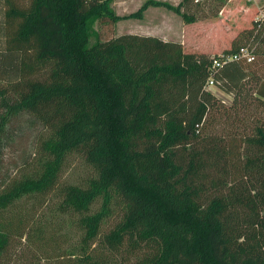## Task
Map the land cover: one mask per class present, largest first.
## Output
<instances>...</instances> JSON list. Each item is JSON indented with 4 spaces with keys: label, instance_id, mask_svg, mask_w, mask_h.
Here are the masks:
<instances>
[{
    "label": "trees",
    "instance_id": "16d2710c",
    "mask_svg": "<svg viewBox=\"0 0 264 264\" xmlns=\"http://www.w3.org/2000/svg\"><path fill=\"white\" fill-rule=\"evenodd\" d=\"M110 1L0 0V155L21 114L55 138L45 174L0 195V264L16 244L24 246L18 264H264V122L244 128L240 142L207 132L243 120L253 101L264 104V77L252 69L264 57V28L253 18L213 55L132 33L90 44L94 20L124 17ZM228 1L148 0L128 16L162 5L190 23L218 16ZM244 47L252 62L212 69L214 57ZM209 78L229 105L205 89ZM70 152L96 177L85 189L67 188L68 204L87 211L103 202L82 217L81 242L58 247L64 235H32L6 205L50 188ZM112 192L122 214L102 233Z\"/></svg>",
    "mask_w": 264,
    "mask_h": 264
},
{
    "label": "rangeland",
    "instance_id": "374dc122",
    "mask_svg": "<svg viewBox=\"0 0 264 264\" xmlns=\"http://www.w3.org/2000/svg\"><path fill=\"white\" fill-rule=\"evenodd\" d=\"M146 1L148 0H111L109 7L114 14L124 17L114 22L106 19L94 20L91 24L89 43L93 44L96 41L132 32L134 28H141L143 25L148 30L160 33L164 30L162 20L167 14L174 16L178 22L189 25L187 28L189 45L203 47L208 54L213 55L230 48L233 37L240 30L248 28L259 9L264 7V0H229L218 16L198 18L190 23L184 22L180 13H175L162 5L147 6L139 17L128 16L137 12ZM156 1L175 6L181 0ZM171 25L174 24L171 23ZM252 69L253 71L258 70L257 73L264 77V57L259 58L258 63ZM209 91L225 105L230 104V98L224 93L214 89ZM246 112L240 122L222 123L214 130H207V132H216V136L236 135L240 142L239 137L246 132L244 128L252 127L254 122H264V104H256L253 101ZM7 131L8 138L0 155V195L13 183H21L24 179L26 182L29 181L26 178H37L39 175L42 177L53 161L51 145L55 140L54 136L38 123H31L25 114L14 118L8 124ZM54 174V182L46 191L20 192L6 205V208L10 207L7 209L8 214H12L13 217L21 215L24 223L31 229L32 235L33 231H37V234L44 235V237L48 236V233L64 235L62 239L66 242L59 243L58 247L76 246L84 237L82 217L100 211L103 200L101 197L96 198L87 211H78L68 204L71 201L67 199L65 193L67 188H87L92 179L96 177V172L79 153L70 152L57 165ZM108 210L109 215L100 227L102 233L111 228L122 214L121 201L115 192H112ZM37 239L38 237L34 235L29 241L36 243ZM27 245L31 244L27 243ZM23 247L21 244H16L12 249L10 248V257L4 264H18L22 261L19 253ZM135 261V257H128L124 264H133Z\"/></svg>",
    "mask_w": 264,
    "mask_h": 264
},
{
    "label": "crops",
    "instance_id": "0c3cea01",
    "mask_svg": "<svg viewBox=\"0 0 264 264\" xmlns=\"http://www.w3.org/2000/svg\"><path fill=\"white\" fill-rule=\"evenodd\" d=\"M171 23H173L174 25H176V27L173 25H171ZM141 26V25H140ZM189 27V25L183 23V22H178L177 19H175L174 16H170V15H165L163 20H162V28H164L163 31H160V33H155L152 30H148L146 29V26H141V28L137 27L134 28L132 32H128V33H132V34H137V35H149V36H155L158 37L164 41H171V42H177L180 43L183 47L184 52H198V53H206L208 54V51L204 50L203 47L198 48L196 46H192L189 45V39L187 36V28ZM189 47H191L189 49ZM188 50V51H186Z\"/></svg>",
    "mask_w": 264,
    "mask_h": 264
},
{
    "label": "built area",
    "instance_id": "2783aa9c",
    "mask_svg": "<svg viewBox=\"0 0 264 264\" xmlns=\"http://www.w3.org/2000/svg\"><path fill=\"white\" fill-rule=\"evenodd\" d=\"M254 20L258 23L259 26H262L264 28V7L259 9V12L254 17ZM242 59L246 62H252L254 60V55L251 53V50L248 47L241 48L240 51L230 53V54H219L217 57H214L212 59V69L217 70L220 68L223 64L233 61ZM205 89L207 90H218L215 84L213 83V80L209 78L205 85ZM219 91V90H218Z\"/></svg>",
    "mask_w": 264,
    "mask_h": 264
}]
</instances>
